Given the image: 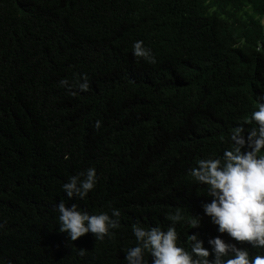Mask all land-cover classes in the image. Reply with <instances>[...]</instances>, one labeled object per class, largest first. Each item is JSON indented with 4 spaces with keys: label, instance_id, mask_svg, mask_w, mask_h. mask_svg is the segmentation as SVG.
<instances>
[{
    "label": "trees",
    "instance_id": "16d2710c",
    "mask_svg": "<svg viewBox=\"0 0 264 264\" xmlns=\"http://www.w3.org/2000/svg\"><path fill=\"white\" fill-rule=\"evenodd\" d=\"M245 4L241 18L229 10ZM209 5L0 0V264H127L132 226L166 231L177 209V244L189 252L193 234L209 260L217 236L251 256L264 252L219 232L202 207L213 199L208 186L190 175L198 160L231 148L233 128L257 127L245 121L264 96V0ZM138 40L155 64L133 56ZM85 73L86 92L59 84ZM89 167L94 189L68 198L63 184ZM61 200L90 215L118 209L120 227L111 239L72 241L59 230ZM144 259L153 264L150 253Z\"/></svg>",
    "mask_w": 264,
    "mask_h": 264
},
{
    "label": "clouds",
    "instance_id": "9594fccd",
    "mask_svg": "<svg viewBox=\"0 0 264 264\" xmlns=\"http://www.w3.org/2000/svg\"><path fill=\"white\" fill-rule=\"evenodd\" d=\"M209 5V0H205ZM247 4L242 5V8ZM242 8L232 7L229 10L243 17ZM249 8V7H248ZM209 10L220 11L222 7L209 5ZM234 24L235 20H228ZM238 24V23H237ZM133 56L145 60L150 64L156 63L151 49L144 46L142 40L133 44ZM60 86L66 87L69 94L75 96L74 88L81 92L90 89L89 77L85 73L76 81L70 83L67 79L59 81ZM264 96L258 97V110L252 112L251 119L257 127L245 129L239 125L231 130L232 146L224 151L222 157L200 159L197 167L190 170V175L200 184L207 185V195L213 199L211 203L202 204L204 213L211 217L212 222L218 225L220 233H227L238 243L250 244L253 248L264 249ZM102 121L96 120L94 129L99 131ZM245 131L248 132L245 138ZM242 149H247L242 151ZM97 183L95 167L71 176L63 184V190L68 198L83 199L94 189ZM58 213L60 232H66L72 241L92 233L97 240L105 237L112 238V229L120 227L121 213L112 209V217L107 213L90 215L78 210L73 204L70 208L63 200L55 206ZM172 223L164 231L159 226L145 228L139 224L132 226L137 244L126 252L127 264H147L145 253L153 257V264H264V252H257L251 256L247 248H237L235 244L226 243L219 236L209 239L212 246L214 260H209L211 253L203 246V241L196 234L188 236L191 251L178 246V234L175 224L183 217L179 209L167 217ZM202 217L192 216L190 224L193 228L200 226ZM3 225H0L2 228ZM85 250L81 249L83 255ZM231 254L230 258L224 259Z\"/></svg>",
    "mask_w": 264,
    "mask_h": 264
},
{
    "label": "rangeland",
    "instance_id": "374dc122",
    "mask_svg": "<svg viewBox=\"0 0 264 264\" xmlns=\"http://www.w3.org/2000/svg\"><path fill=\"white\" fill-rule=\"evenodd\" d=\"M247 9H248V7L244 6V7L241 9V11H245V10H247Z\"/></svg>",
    "mask_w": 264,
    "mask_h": 264
}]
</instances>
